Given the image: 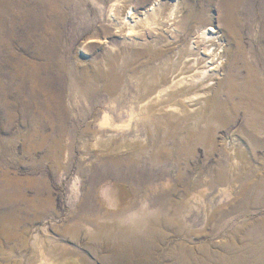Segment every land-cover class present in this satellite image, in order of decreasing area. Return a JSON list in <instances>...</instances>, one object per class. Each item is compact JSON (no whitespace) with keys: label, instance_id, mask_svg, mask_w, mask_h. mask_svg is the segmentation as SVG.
Returning <instances> with one entry per match:
<instances>
[{"label":"rangeland","instance_id":"rangeland-1","mask_svg":"<svg viewBox=\"0 0 264 264\" xmlns=\"http://www.w3.org/2000/svg\"><path fill=\"white\" fill-rule=\"evenodd\" d=\"M153 2L0 0V202L22 194L48 209L24 222L0 219V264H29L35 238L67 244L63 230L76 209L104 213L100 189L106 185L117 204L167 209L173 228L187 210V226L200 236L171 234L174 244L181 239L196 255L199 245L220 249V237L239 245L264 242V60L258 56L264 54V0H245L238 17L223 16L218 0L179 1L203 9L226 37L232 51L220 59V72L226 81L233 65L240 70L233 95L225 82L211 92L175 87L171 73L181 71L189 43L175 20L139 26L138 38L128 37L129 4L141 14ZM52 36L58 42L50 50ZM247 81L251 90L243 89ZM104 108L126 120L138 110L133 126L115 131L107 145L93 132ZM61 116L63 146L49 158ZM26 139L32 152L24 149ZM191 193L198 199L188 211L183 201ZM237 228L241 235L233 236ZM174 250L171 259L181 264Z\"/></svg>","mask_w":264,"mask_h":264},{"label":"bare ground","instance_id":"bare-ground-1","mask_svg":"<svg viewBox=\"0 0 264 264\" xmlns=\"http://www.w3.org/2000/svg\"><path fill=\"white\" fill-rule=\"evenodd\" d=\"M156 1L159 2L156 3ZM165 1L168 0H154L153 3L145 7L143 13L140 11L141 14L138 13L139 11H137L134 6L129 4L128 11L126 8V14L123 16L124 27L126 26L128 37L135 36L137 39L138 36L136 35L140 33L138 29L139 26H153L156 23L162 24L163 22L161 20L164 19L168 21L175 20L174 27L178 34L188 37L189 42L187 47L188 52L183 56L184 60L183 63H181V65L183 64V67H180L181 71H174V74L171 73L173 75L172 82L175 83V87L184 86L187 90L193 87L197 90L200 88L199 90L204 89L206 91L208 89L210 91L218 86H222L225 82L226 85L224 88L226 92L233 95L235 93L240 70L233 65L232 68H230L231 74L225 76L226 81L221 78L220 59H223V57L229 55L232 51L222 31L205 20L208 14L203 9L194 11L190 6L182 7L183 5L181 6V4H179L180 0ZM244 2L245 0H218L216 5L218 11L224 14L223 16L233 17L238 14V8L244 5ZM51 39L52 42H49V49L53 50L56 48L58 40H55V36H52ZM262 47H264V45ZM262 47L261 50H264ZM176 51H178V49ZM258 56L259 59L264 60V54H258ZM216 57L218 58L216 59ZM233 57L237 58L238 56L234 53ZM221 66L225 65L221 63ZM38 69L41 70L39 67ZM39 70H37V68L35 69V72L31 74V80L35 81V78H38ZM254 71L255 69L249 68L247 77H253ZM11 79L13 80V78ZM256 83L259 84L260 82ZM243 86L244 90H251L250 87L254 86V84L247 81ZM174 106L171 107L172 111L177 109V107ZM137 111L138 110H135V108L132 109L129 112V118L126 120L123 117V119L117 118L113 113L111 114L108 109H105L98 117L97 121H95L96 125H94L93 132L96 142L104 141L105 143L106 141L108 143H114L116 137L114 132L121 128L133 126L134 121L138 117ZM148 115L150 114L148 113ZM61 119L62 123L57 129V140H53L46 154L49 158H55L56 155L53 150L56 148L61 150L63 146L65 135L63 132L66 128V123L64 122V116H61ZM25 142V151L28 152L29 150L32 152L33 148L29 145L30 140L26 139ZM59 149L57 150L58 153ZM65 151V155H67V150L65 149ZM106 186L100 189L103 193L102 196L100 194L102 197L101 199L106 205L104 213L98 211L97 213H93V211L87 212V210H85L86 213H84V211L77 213L79 210L76 209L73 212L75 220L71 221L72 223H69L66 229L63 230L66 234L65 241H67V244L55 236H51L52 238L47 239L46 243L40 242V239L37 240L35 238V244L37 246L35 248H37V252L34 254L33 251L34 255L27 257L29 259V264H175L171 259L173 248H175L174 253L179 254L181 264H264V242L263 240L261 241V238L256 240V243L261 242L256 245L254 243L239 245L238 242L226 243L222 240V237H220L221 239L216 240L215 247L221 250L215 248L216 250L210 251L208 245V247L206 245H199L196 248L201 252V255H196L197 252L195 254V251H193L194 249H190L188 247L189 245H186L181 239H177L176 244L173 242L176 236L180 238L183 235L190 238V240L195 239L193 236H200L199 232L193 230L191 226H187L189 224L187 210H184V212L180 214L181 226L178 224V228H173L175 223L170 218L167 209L166 211L156 206L148 207L146 204L137 205L135 207L124 206L123 203V205L117 204L115 203L117 202L116 199H113V201L111 200L113 195L111 194L110 188H106ZM110 187L112 186L110 185ZM197 197L195 193H191L183 201L184 207L189 209L188 211L196 206L195 202L196 199H198ZM24 200L27 202V205L25 208H20L21 206H18L17 203ZM126 202H128V200ZM117 205L119 208L116 209ZM4 206H8V210L6 211V215L0 212V219L4 217L13 222H24L32 214L38 216L40 211H48V209L45 208V203L39 205L34 199H29L26 195L22 194H19L17 199L12 197L3 199L2 202H0V208ZM88 216L90 218H87ZM86 218L90 219L96 226L88 223V220H85ZM220 229L221 227L219 230ZM171 231L176 233L174 238H172L173 232L171 234ZM234 231L236 234L233 232V236L241 235L239 234L241 228H237ZM40 238L42 237L40 236ZM89 257H92L93 260L91 259L90 261Z\"/></svg>","mask_w":264,"mask_h":264}]
</instances>
